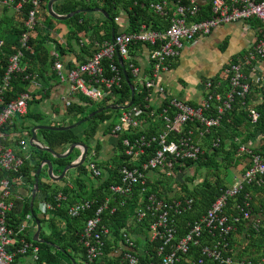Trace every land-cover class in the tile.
<instances>
[{"label": "built area", "instance_id": "built-area-1", "mask_svg": "<svg viewBox=\"0 0 264 264\" xmlns=\"http://www.w3.org/2000/svg\"><path fill=\"white\" fill-rule=\"evenodd\" d=\"M43 2L30 0L32 7L24 24L19 50L10 57L6 71L0 74V264H15L18 256L26 259L27 264H37L40 252L39 246L26 239V233L36 231V225L27 224L32 221V216L29 215L18 227L10 223L11 214L27 196V192L25 195L15 189V185L26 186L24 178L14 176L20 172L28 156L17 155L14 147L28 151L30 137L25 138L13 130L7 133L3 129L6 125L11 126L16 117L26 115L28 103L32 100L29 91L8 101L5 95L12 90L14 76L25 69L22 65L25 51L33 53L30 36L37 25V12ZM2 3L13 5L15 1L0 0V5ZM206 3L207 0H135V7L148 10L156 20L142 22L135 30L122 29L114 35V40L99 43L92 57L68 72L64 71L60 54L52 53L55 59L53 69L59 81L69 86V94L63 100L66 109L77 96L92 103L115 104L116 90L122 88L125 80L123 69L136 82L133 85L135 95L139 93L141 97V101L120 111L118 123L107 120L103 124L108 126L109 135L115 138V153L122 154L125 159L126 164L118 170L119 182L111 185L109 194L102 199L97 196L66 208L70 218L91 212L80 234L84 256L77 264H179L195 246L200 247L203 257L200 264L205 259L216 264H264V248L256 260L252 256L238 260L231 246V239L237 241L239 237L237 243L243 245L253 233L264 227V206L257 201L261 189H264V153L256 151L261 146V134L247 142L235 139L238 144L236 156L243 169L233 177V183L222 191L207 213L188 224V231L181 239H177L175 217L191 210L193 199L167 202L154 193L148 194L147 184L155 178L176 182L187 176L195 166L182 171L185 162L197 161L204 156L207 133L221 125L235 100L244 99L252 86L262 92L258 102L264 101L263 69L260 67L264 61V0H209V7L202 10ZM132 12L133 6L126 13L129 21ZM202 13L207 18L200 20ZM121 20L119 15L113 22L121 25ZM237 22H255L258 37L238 63L224 69L229 90L220 91L221 81L215 85L213 79H206L202 84L204 98L197 105L170 95L164 81L183 50L191 47L199 37L210 35L217 27ZM140 47L146 48L149 64L146 69L136 63ZM246 68L250 69L249 80L243 72ZM24 80H31L33 87L43 88L32 74H25ZM247 117L251 124H255L259 113L249 108ZM219 145V139L212 142L213 148ZM89 150L88 156H97L95 150ZM86 169L98 179L104 176L96 159L91 160ZM244 186L250 191L239 199ZM135 190L147 196L146 201L125 225L113 228L111 218ZM262 199L264 203V197ZM66 200L67 197L59 192L54 202H39L40 216L49 218L50 212L62 207ZM148 218V226L140 231L138 224ZM240 226L245 230H239ZM143 257L147 260L143 261Z\"/></svg>", "mask_w": 264, "mask_h": 264}, {"label": "trees", "instance_id": "trees-1", "mask_svg": "<svg viewBox=\"0 0 264 264\" xmlns=\"http://www.w3.org/2000/svg\"><path fill=\"white\" fill-rule=\"evenodd\" d=\"M45 1L48 2L49 0ZM98 1L104 3L106 10L110 14V20H112L115 15L114 10L118 8V5L121 4L123 0ZM59 3L61 5V12L63 14H69L71 12L76 11L78 8L91 9L98 7V3L96 0H62ZM207 3L202 8V10L209 7V0H207ZM124 5L125 7H127L129 3L124 1ZM25 6L26 7L23 10L24 15L27 14V10L29 9L30 5L25 3ZM81 17L82 14L76 15L69 20L74 21V26L75 28H78V32L79 29H82L87 24V22H84V24L81 25L79 24ZM129 17L131 21L132 30L137 28L138 25L142 22L150 23L151 21L156 20V18H154V16L150 14L148 10H142L137 7L134 9V12H132ZM204 18H207V16L202 13V16H200L199 19L201 20ZM23 26L22 27L24 30L19 33V39L25 31L24 23ZM36 32H39L38 25H36L35 29L32 31L30 36V44L33 46V53L25 51V58L23 59V61L28 63L30 71L37 70L38 73L41 75L44 72H49V69L53 65V60L49 59V50H47L45 47V49L38 48L35 45L36 40L33 38L32 34ZM19 39V42L18 44H16L14 49L9 48L5 51V53H0L1 75L6 71L10 57L14 53L18 52L20 46ZM245 53L246 52H244L240 56L233 57L232 60L227 64V66H230L234 63H238L239 59L242 58ZM243 72L246 78L249 80L251 76L250 69L246 68ZM24 76L25 75L19 73L14 76V79L12 81V90H10L5 95V99L7 101L15 99L20 95V93L25 92V84H27L28 81L24 80ZM129 78L130 82L133 85H136V82L134 81L131 75H129ZM213 81L215 85L218 84V81L220 82V80L214 79ZM219 90H229V85L226 80H223L219 87ZM116 93L117 100L115 101V104L127 105L132 100L131 90L126 82V79L122 84V88L116 90ZM261 94L262 92L259 88H257L256 86H252V89L250 90L249 94L246 95L244 99H236L235 103L233 104L232 110H229L226 113L225 117H223L221 125L211 130L210 133H207L206 138L204 140V156L200 157L197 161L185 162V166L182 171H185L186 169L192 166H195L197 169H205L207 172L203 180L198 183H195V179L197 177L193 175L192 177L186 176L184 179L178 178L176 182H172L173 179L161 180L155 178L154 181H149V183L147 184L148 194L154 193L158 196L159 199H163L167 202H172L173 200L182 201L185 200V198L193 199V205L191 210L186 211L182 215H178L175 217L176 227L178 231L177 239H181L188 231V224L205 215L212 206V204L215 202V200L221 195L222 191L226 190L229 187V185L226 183V175L221 174L220 170L222 167H224V169L233 167V162L230 161V158L232 156H235L238 159V157L236 156V150L238 148V144L235 140L236 138H239L243 142H247L251 137H255L256 135L261 134V146L257 148L256 151L260 154L264 153V101L258 102L259 95ZM80 98L84 97L80 96ZM83 100L86 104L85 106L73 104L67 109V114L70 116L78 114L82 116V114L85 112V109L90 105L94 104L88 101L86 98H84ZM139 101H141V97L139 93H136L133 98V102L134 104H136ZM115 104L109 102L97 104V108L91 109L90 112L92 113L100 108ZM249 108H254L259 113V119L255 124H251L248 120L247 110ZM119 113L120 111L106 110L100 114H96L93 118H90L88 121L91 122V125L87 134L85 135L86 138L96 135L100 130V125L104 124L107 120H112L116 116V114L119 115ZM89 114L86 116H82L83 119L88 117ZM26 119V115L16 117L13 120V124L11 126L6 125L3 131L7 133H10L11 130L18 132L21 129L20 127H22L23 129H28L30 137V127H25L23 125ZM31 119L39 121L41 117L33 116L31 117ZM50 125L54 126V123H50ZM39 133L45 139L46 144L54 150L65 148V152L68 149V146L79 141L75 130H42L39 131ZM216 139L220 140V145L218 148H213L212 142ZM101 149V143L97 142V152L100 153ZM14 151L17 155H20L24 158L25 156H28V158H25L24 165L20 169V172L14 176V178H24L27 186V196L25 197L24 202L17 208V210L11 214L12 220L10 221V223L18 227L30 215L32 216L31 220L34 221V218L38 219L41 223V226L43 223L49 225L51 230L50 234L45 236H42V234L40 235V238L46 240L48 244L34 242L32 240L31 234L26 233V239L39 246L40 252L37 264H72L70 261L68 263H64L63 259L61 258L63 254L67 255L71 252H74L75 254L80 255L83 258L84 249L80 243V234L83 230L85 221L91 216V212H86L78 218H70L66 213V208L67 206L79 202L81 200H92L97 196L102 199L106 195H108V189L110 188V186L119 182L118 170L126 164L124 157L122 156V154L118 155L117 161H115L113 164H110L109 162H107L106 164L99 163V167L106 166V173L103 178L98 179V185L91 187L89 191L86 190L85 183L79 178L75 180L74 184L71 183L70 185H65L63 187L52 189L51 185L44 180L45 178H47V169H42L41 174L39 176V190L37 193V197H40L39 200L37 197L35 199L33 207L34 215H32L30 208L31 196L34 181L37 177V171L41 164V161L47 158L50 159L54 166V174L56 175V172H58L60 175L64 167L70 164L73 160L71 156L66 159H56L50 154L32 147L26 152L22 151L21 149H18L17 147H14ZM238 166L241 167V163L237 164V167ZM241 169H243V167H241ZM78 171H80L82 174L87 173V169L83 165L78 168ZM248 191H250V188L244 186V190L238 198L241 199L242 195ZM59 192H62L67 197V200L63 202L62 207L60 206L54 211H51L49 218L39 216V214L36 212V208L38 206L37 203L41 201L54 202L55 196ZM260 192L261 195L259 196L257 201L261 204V206H264V203L262 202V198L264 197V189H261ZM146 197L147 196L145 195H141L140 191L135 190L133 195L126 199L125 205L123 207L118 208L116 216L111 218L110 225L116 229L125 225L128 219L133 217L134 212L139 207L143 206V202L146 201ZM149 222V218L145 219L143 222H140L138 224V229H140V231H143L148 226ZM33 225L35 226V223ZM241 229L245 230V227L240 226L239 230ZM248 232L250 233L251 231ZM50 244L58 246L61 252L56 251V249ZM231 246L234 247V250L236 251L235 258H237L238 260H240L244 256H252L254 257L253 259L256 260V256L264 248V227H262L258 233H253L248 239V242H244L243 245L231 239ZM149 248L152 249V247ZM19 258L20 256H18L16 260L18 261ZM202 258L203 257H201L200 254V247L195 246L192 247L188 255L184 256V258L181 259L179 264H192V262L200 264V260H202ZM142 260L146 261L147 258L143 257ZM203 264L216 263H212L211 261L205 259Z\"/></svg>", "mask_w": 264, "mask_h": 264}, {"label": "crops", "instance_id": "crops-1", "mask_svg": "<svg viewBox=\"0 0 264 264\" xmlns=\"http://www.w3.org/2000/svg\"><path fill=\"white\" fill-rule=\"evenodd\" d=\"M49 1L46 2L44 0L43 4L40 6L39 11L37 12V25L39 32L33 33L32 36L36 40L35 45L38 48L45 47L47 50H49V59L53 60V64L55 63V59L52 56L53 51L60 54V61L64 65L65 72H68L71 69H75L80 63H83L87 59L92 57L98 49L97 45L99 43L103 44L105 41L112 40L113 32L115 35L124 28H126V31L132 30L131 21H129L128 15L126 13L129 8H132V6L133 9L136 8L134 6L135 0H123L121 4L118 5V8L114 10L115 15L112 20H110V14L106 10L104 3L101 1L96 0L98 3V7L95 8H78L77 10H94L100 8L105 10L106 14H108L109 16L106 17V15L98 12L104 17L105 21L107 22V24L104 26L101 22L86 19L84 18V16H82L79 24H84V22H87V24L82 29H79V32L78 28H75L74 26V21H69L76 15L65 21L54 19L48 11ZM60 1L54 4L53 9L58 15L66 16L68 14H63L61 12V5L59 3ZM124 1L129 3L127 7H125ZM25 3L29 4L30 7L27 10V14L24 15L23 10L26 7ZM19 5H21L20 9H18ZM31 7L32 5L30 4V0H17L13 5H6L5 3H2L0 5V43H3V45L0 46V53H5V51L9 48L14 49L16 44H18L19 33L24 30L23 23L25 24V21H27ZM12 8L14 15L10 16L7 13ZM137 8L141 9L140 7ZM119 15L122 17L121 25L113 22L114 18ZM257 37L258 25L255 22H250L249 24L237 22L233 24L222 25L214 29L210 35L199 37L191 47L185 48L180 57L174 61L172 71L169 72L164 81L167 92L170 95L178 97L193 105L199 104L203 100L205 95L202 85L203 81L205 79H214L223 82V80H225L224 69L227 64L232 60L233 57L240 56L244 52H246ZM145 51L146 48L144 47L138 48L135 59L136 63L139 66H143L146 69L149 67V64L148 58L145 55ZM22 65H25L23 66L25 67V69L19 74L34 75V80L40 82L44 88L38 89L36 87H33L31 80H26L28 81V83L25 84V92L29 91L31 93L32 100L28 103L26 114L27 119L26 121H24L23 125L26 127L28 121L32 120L31 117L33 116L42 117L40 113H30V104L37 103L42 109L47 112L50 119H52L51 123H54L53 127L68 126L58 124V122H56L58 121L56 118L58 117L59 113L53 105V102L50 104L51 100L54 101L57 99H65V97L69 94L68 84L61 83L59 81L58 75L53 69V65L49 69V72H44L41 75L37 70L30 71V67L27 62L22 61ZM260 67L263 69L262 83L264 84V61L260 63ZM175 85H177L176 87L180 88L183 93L185 92V94L182 93L180 96H176L172 90V87H174ZM83 99L84 98H80V96H77L74 97L72 101L73 104L85 106L86 104L84 103ZM66 114L67 109L65 108L64 115ZM48 126L51 125L48 124ZM20 128L22 129V127ZM98 133L102 137L101 140L105 143L104 148L115 156L116 141L114 137L109 135L108 126H101ZM96 148L97 142L93 148V150H95L97 153V156L94 158L96 159L98 164H106L108 162L107 160L103 162L98 161L100 153L97 152ZM105 167H100L102 171H104V175L106 173ZM43 169H47V167H44ZM47 179L49 180L48 176L44 180L46 182L51 181H48ZM67 184L71 183H66L65 185ZM26 187L27 186L23 187V185H15L16 191L20 193L23 192L25 195ZM16 264H27V260L20 257Z\"/></svg>", "mask_w": 264, "mask_h": 264}, {"label": "rangeland", "instance_id": "rangeland-1", "mask_svg": "<svg viewBox=\"0 0 264 264\" xmlns=\"http://www.w3.org/2000/svg\"><path fill=\"white\" fill-rule=\"evenodd\" d=\"M13 8L11 10L8 11V15L12 16L14 15V12L12 11ZM82 16H84V18L86 19H91V20H95V21H98V22H101L103 23V26L107 24V22L105 21L104 17L98 13V12H87V13H84L82 14ZM61 41V40H60ZM72 44H75V43H72ZM177 84V83H176ZM177 85H175L174 87H172V90H173V93L176 95V96H180L183 91L180 89V88H177L176 87ZM185 94V92L183 93ZM53 102V105L55 106L56 110H58V117L56 118L58 121V124H62V125H72L78 121H80V119L82 120L83 117L82 116H86L88 115L89 113H91V109H95L97 108V103H94L93 105H90L89 107H87L85 109V112L81 115H74V116H70L68 114L64 115V102L63 100H60V99H57V100H51L50 101V104ZM30 113L32 114H41V119L39 121H36V120H30L28 121L26 127H30V129L36 125H48L52 122V119H50L49 115L47 114V112L42 109L40 107L39 104L37 103H31L30 104ZM90 115V114H89ZM112 122L114 123H118V114H116V116L112 119ZM90 125H91V122L88 121L82 125H80L79 127H77L75 130L78 138H79V141L77 142H84L86 143V145L88 146V148L90 149L89 151H92V149L94 148V146L96 145V142H100L101 145H102V150L100 152V155L98 157V161L100 162H103V161H108L110 164H113L115 161H117L118 159V155L119 153L116 154V156H114V154H112L111 152H108L105 148H104V142L101 140L102 137L99 133H97L96 135L92 136L91 138H86V134L90 128ZM103 126V125H100V127ZM26 130V131H25ZM18 133L25 137V138H29V132H28V129H20V131H18ZM94 140H93V139ZM38 139L39 141H41V143H46L45 139L43 138V136L38 132ZM70 146H68L67 148H69ZM29 149H31V147H28ZM65 150V148H60V149H57L56 151L57 152H61L63 153ZM80 154V150L79 149H75L74 152L72 153L71 155V158L72 160L74 161L78 155ZM95 158H93L91 155H89L85 161V163L83 164V166L85 168H87L88 166V163L93 160ZM230 161L233 162V167L231 168H228V169H224V167L221 168L220 172L221 174H224L226 175V183L228 185H231L232 182H233V176H238L239 173L241 172V167L240 166H236L235 164H238L240 159L236 158L235 156H232L230 158ZM206 170L205 169H197L196 167H192L191 170L187 173V176L188 177H192L193 175H195L197 178L195 179V183H197L198 181H201L203 180V178L205 177L206 175ZM57 174H59L58 172H56ZM104 173V171H103ZM80 179L81 181H83L86 185V190H90L91 187L95 186L98 184L99 180L98 178L94 177L91 173L87 172L86 174H82L80 171H78V169H73V170H70L66 176V178L60 182H54V181H50L48 182L50 185H51V188L52 189H56V188H59V187H62L63 185H65L66 183H75V180L76 179ZM49 181V180H48ZM39 197L38 196V200H39ZM38 205V203H37ZM40 206V205H39ZM37 213L39 214L40 216V213H39V209H38V206H37ZM35 223V221H31L30 223L27 222V224H31V226ZM36 225V224H35ZM50 227L48 224L46 223H43L42 224V236H45V235H49L50 234ZM31 234V237L33 238V232L30 233ZM237 241L240 242V239L239 237H237ZM58 246L55 245V249L56 251H59L61 252L60 248L59 250L56 248ZM61 258L63 259L64 263H68L69 261L71 262V259H75L77 263H81L82 262V257L80 255H77L75 254L74 252H71L70 254H63L61 256Z\"/></svg>", "mask_w": 264, "mask_h": 264}, {"label": "water", "instance_id": "water-1", "mask_svg": "<svg viewBox=\"0 0 264 264\" xmlns=\"http://www.w3.org/2000/svg\"><path fill=\"white\" fill-rule=\"evenodd\" d=\"M58 1H60V0H50L48 3V11H49V14L54 19H57L60 21H65V20L70 19L74 15L81 14V13H87V12H91V11H97V12H100V13L106 15V17H109L108 14H106V11L103 9H100V8H97L94 10H77V11L70 13L66 16H60L57 13H55V11L53 9L54 4ZM112 40H114V32H113ZM118 61L121 64V66L124 67L123 60L120 56H118ZM123 72H124L126 82H127L128 86L130 87L131 94H132V100L127 105H109L107 107L100 108V109L92 112L88 117H86V118H84V119H82V120H80V121H78L72 125H69V126L53 127V126H48V125H36L30 130V146L32 148L37 149V150L46 152L56 159H66L72 155V153L74 152L75 149L80 150V156L76 160L72 161L70 164L66 165L60 175L54 174V166H53V163L50 159L47 158V159H44L41 161V164H40L38 171H37V177L35 178V181H34V186H33V191H32V196H31L30 208H31V214L32 215H34L33 207H34V202H35V199L37 197L38 190H39V176L41 174L42 169L44 167H47V176H48L49 180L54 181V182H60L66 178L67 173L70 170L78 169L79 167H81L85 163V161L87 159V155H88V146L84 142H75V143L71 144L70 147L64 153L57 152L56 150L50 148L46 143H41V141H39L38 132L42 131V130H50V131L74 130L77 127H79L80 125L88 122V120L90 118H93L96 114H100L106 110L122 111V110H126L129 107H131L134 103L133 98L135 96V88H134L133 84L130 82V78H129L127 71L125 69H123ZM34 221L36 224V231L33 235L32 240L34 242H37V243L48 244V242L46 240L40 238L41 231H42V226H41L40 221L36 218H34ZM50 245L55 247V245H53V244H50ZM56 248L59 249L58 247H56ZM71 263L77 264L75 259H71Z\"/></svg>", "mask_w": 264, "mask_h": 264}]
</instances>
